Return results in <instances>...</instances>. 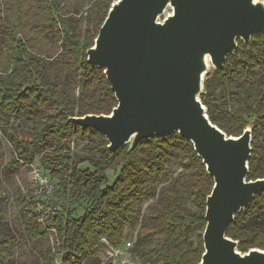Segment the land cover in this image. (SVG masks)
<instances>
[{"label": "trees", "instance_id": "trees-1", "mask_svg": "<svg viewBox=\"0 0 264 264\" xmlns=\"http://www.w3.org/2000/svg\"><path fill=\"white\" fill-rule=\"evenodd\" d=\"M31 1L39 7L35 17H31L27 11V4ZM114 1L99 0L98 20L92 38L73 30L70 19L60 14L59 0H11V4L0 13V117L7 115L17 119L24 114L30 124L29 136L15 134L10 128L5 129L4 133L13 149L26 161L42 153L38 166L52 182L55 180L54 196L57 200L35 198L41 206L49 205L56 209L47 213L39 209L38 218H33L30 223L28 235L40 237L47 235L50 230L55 231L57 249L47 252L43 264H82L84 257L94 253V247L104 230L110 232L109 240L116 244L122 226L117 224L114 216L128 212L145 189V176L149 175L144 168L147 163L144 167L137 165V152L146 149L155 154L161 152L165 144L175 141L173 146L192 161L195 181H187V189H177L174 192L176 196L168 198V206L157 220L159 232L163 235L162 243L148 254H141V264H198L203 253L205 199L213 182L192 145L178 135H173L141 140L130 152L127 151L128 146L110 152L103 135L68 121L70 117L86 114L108 115L116 106L103 69L92 68L86 61V51L93 47L98 30ZM32 18L36 21L39 33L45 36L51 33V38L61 48L58 56L60 62L74 73L75 80L83 88H88L91 81L97 79L105 87L104 99L74 116L65 93L57 84L44 86L39 82L41 61L30 55L22 37L23 33L33 31L34 28L30 26ZM239 47L241 53L237 51ZM258 72L261 73L258 75ZM213 75L236 85L238 94L235 95L238 98L232 96L238 101L232 97L235 103L231 109L225 103L218 105L207 102L205 96L212 81L208 74L200 95L206 114L212 124L227 136H238L245 128L251 127L247 179L264 178V143L259 142L260 139L264 142V36L255 34L249 43L238 40L236 50L226 56L222 69L214 70ZM78 97L83 99L82 94ZM248 120H253L254 124L248 125ZM79 137L88 138L92 143L90 156L86 160L60 154L64 145ZM110 168L116 171L111 182L107 175ZM58 186L64 192L68 189L76 201H85L79 214L73 209H64ZM189 203L193 204L194 210ZM257 213H264V192L256 195L247 208L237 213L226 230V236L238 242L237 250L240 253H246L251 248L264 250L263 231L247 234L246 221ZM195 233L197 245L194 248L192 236ZM6 243L7 238L0 226V253Z\"/></svg>", "mask_w": 264, "mask_h": 264}, {"label": "water", "instance_id": "water-1", "mask_svg": "<svg viewBox=\"0 0 264 264\" xmlns=\"http://www.w3.org/2000/svg\"><path fill=\"white\" fill-rule=\"evenodd\" d=\"M255 34L264 36V0H115L86 61L103 69L116 106L68 119L103 135L110 152L173 135L192 145L213 182L198 264H264V250L240 253L226 236L235 215L264 192V178L247 179L251 127L227 136L200 100L210 67L222 69L237 41Z\"/></svg>", "mask_w": 264, "mask_h": 264}, {"label": "rangeland", "instance_id": "rangeland-1", "mask_svg": "<svg viewBox=\"0 0 264 264\" xmlns=\"http://www.w3.org/2000/svg\"><path fill=\"white\" fill-rule=\"evenodd\" d=\"M98 2L99 0H59L60 14L63 18L70 19L73 30L92 38L98 20ZM10 4L11 0H0V13ZM28 4V13L35 17L39 13L38 5L32 1ZM35 22L32 18L30 26L34 28L33 31L23 33L22 37L30 55L41 61L39 82L44 86L57 84L65 93L74 116L82 114L84 110L104 99L105 87L97 79H93L88 88H83L78 80H75L74 73L60 62L58 56L61 54V48L55 44L51 33L46 36L39 33ZM1 31L0 27V40ZM237 51L241 53L242 49L239 47ZM17 71L20 72L21 69L18 68ZM213 72L211 66L209 77L212 81L205 100L218 105L225 103L227 108L231 109L234 101H238L235 95L238 94V89L235 84L227 83L223 77L214 76ZM260 73L258 72V75ZM80 94L83 99L78 97ZM247 122L248 125L254 124L253 120ZM9 128L15 134L30 135V124L24 114L17 119H11L7 115L0 117V226L7 238V243L0 253V264H43L47 252L56 251L58 243L53 230L40 237L28 235V230H31L30 223L33 218H38L40 208V203H37L35 198L37 191L31 181V170L40 165L42 153L34 155L29 162L23 159L18 151L13 149L4 133V130ZM259 142L264 143L261 139ZM91 144L88 138L79 137L64 145L60 154L76 160H86L90 156ZM174 144L175 141L169 145L165 144L163 150L155 154L146 149L137 152V165L144 167L147 163L144 168L149 175L145 176V189L140 190V195L127 213L115 214V221L122 226L116 244L110 242L111 234L104 230V233L100 234L99 243L94 247V253L84 257L82 264H114L116 258L112 252L115 248L125 257L133 259L136 264H141V254L146 255L160 247L163 235L157 226L159 214L168 206L169 197L176 196L175 193L180 189H187V181H195L192 175V161L179 148H175ZM115 172L112 168L107 171L109 182L115 178ZM53 182L55 183V180ZM57 190L63 199L64 209H73L79 214L85 206V201H76L71 197L70 191L66 189L64 192L61 186H58ZM41 198L45 199L43 196ZM188 205L195 209L193 204ZM246 228L248 235H254L258 231L264 232V213H257L247 219ZM196 235L197 233L192 236L194 248L197 245Z\"/></svg>", "mask_w": 264, "mask_h": 264}, {"label": "built area", "instance_id": "built-area-1", "mask_svg": "<svg viewBox=\"0 0 264 264\" xmlns=\"http://www.w3.org/2000/svg\"><path fill=\"white\" fill-rule=\"evenodd\" d=\"M31 181L36 187L35 188L37 191V193L35 194L36 196L38 197L43 196L45 198L44 200L47 201H51L54 199L57 200L54 197L55 189L53 182L49 178L48 174L44 172L39 166L33 167V169L31 170ZM39 207H40L39 209H41L44 213L56 209V207H51L49 205L41 206V204ZM112 253L116 258L114 264H134V261L131 258L125 257L123 254H121L118 248H115Z\"/></svg>", "mask_w": 264, "mask_h": 264}, {"label": "bare ground", "instance_id": "bare-ground-1", "mask_svg": "<svg viewBox=\"0 0 264 264\" xmlns=\"http://www.w3.org/2000/svg\"><path fill=\"white\" fill-rule=\"evenodd\" d=\"M207 62L209 61L208 58H206Z\"/></svg>", "mask_w": 264, "mask_h": 264}]
</instances>
